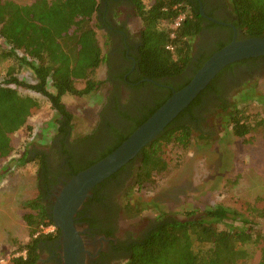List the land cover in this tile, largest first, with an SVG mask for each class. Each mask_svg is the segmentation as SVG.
Instances as JSON below:
<instances>
[{
    "label": "trees",
    "instance_id": "trees-1",
    "mask_svg": "<svg viewBox=\"0 0 264 264\" xmlns=\"http://www.w3.org/2000/svg\"><path fill=\"white\" fill-rule=\"evenodd\" d=\"M193 1L130 0L142 23L137 66L144 78L166 81L182 74L191 63V41L201 30L203 21ZM227 5L235 16L233 24L242 39L264 37V0H227ZM98 6L97 0H32L28 5L0 0V60H10L12 63L6 74L7 79L0 83V159L11 154L10 135L26 127L27 118L39 107L34 98L20 93L17 87L22 86L45 97L59 118L58 134L64 138L69 133L72 114L66 109L63 96L92 93L98 85L92 76L108 61L97 35L100 23H94ZM181 14L185 18L174 28L173 24ZM168 46L171 49H167ZM209 57L196 65L193 75ZM22 69L32 73L33 83L18 79L17 73ZM191 78L174 91L187 85ZM76 80L86 81L83 90L74 87ZM203 93L142 150L137 161H130L126 165L130 169L136 165L134 183L137 190L151 189L156 184V177L167 171L168 165L163 157L166 147L177 145L183 150L190 147L195 130L185 120V115L189 114L195 119L192 109L200 104ZM171 94L169 92L126 135H121L113 146L89 166L116 149ZM116 106L114 99V108L118 111ZM224 108L229 107L226 105ZM120 114L129 119L125 113ZM228 115L227 125L233 135L240 138L246 136L251 127L246 121L244 110L235 109ZM112 130L116 132L115 128ZM63 141L60 140L62 146ZM26 154L28 152L15 159V163L24 165L28 161ZM41 162L45 163L44 158H41ZM24 206L35 212L23 215L30 230V240L16 250L21 253L24 251L25 256L12 257L11 264H36L39 259L38 244L44 238L56 237L55 234L34 237L40 224L52 222L38 199L24 203ZM247 210L248 215H245L217 205L207 209L201 218L166 220L140 244L133 246L132 254L124 264H246L249 252L242 248L243 245L257 244L262 239L260 235L253 238L254 228L251 226L255 221L248 217H264V209L248 207ZM193 213L190 211L186 215L188 217ZM235 222L241 225L236 226ZM258 264H264V249Z\"/></svg>",
    "mask_w": 264,
    "mask_h": 264
},
{
    "label": "rangeland",
    "instance_id": "rangeland-1",
    "mask_svg": "<svg viewBox=\"0 0 264 264\" xmlns=\"http://www.w3.org/2000/svg\"><path fill=\"white\" fill-rule=\"evenodd\" d=\"M8 1L20 5L32 2ZM118 19L122 21L123 16L119 15ZM128 22L134 25L131 33L141 29L139 18H131ZM94 23L98 25L97 20ZM97 35L105 53L102 31L97 29ZM196 46L197 39L194 37L191 41V56ZM10 65V60H0V83L7 79ZM17 77L24 83L34 82L32 73L27 69L20 70ZM92 80L98 83L92 93L63 96L62 101L72 114L71 128L66 138L69 144L75 145L96 136L104 111L109 108L116 111L114 97L117 94L108 84L104 64L95 72ZM85 83L86 81L76 80L74 87L83 90ZM17 89L34 98L39 107L27 118L26 127L10 135L11 154L0 159V226L3 227L0 230V264H11L10 259L21 253L16 252L17 248L30 240V230L23 215L35 212L30 207H25L24 203L37 201L36 177L41 158L48 155V162L54 168L59 161L52 147L58 134V116L45 97L22 86ZM261 90L264 94V87ZM126 103L127 94L121 90L116 106L119 112H116L122 120L125 116L120 114L119 109ZM231 109L244 110L251 130L243 138L234 136L227 120L222 122L221 118L212 123L209 130L203 129L204 133H194L188 149L183 150L177 145L166 147L163 157L168 165L167 171L156 177V184L151 189H136V165L131 167L122 191L124 198L121 202L128 212L124 215L122 227L133 226L135 232L132 233L138 234L145 225L152 222L204 217L207 209L217 205L245 215H248V207L264 209V99H238L231 105ZM103 127L109 131L115 128L106 122ZM207 131L212 132L215 137L211 139L198 136L208 134ZM26 152H30V155L26 154L28 161L24 165H17L15 159ZM5 210L7 215L4 214ZM190 211L194 213L187 217L186 214ZM248 219L255 221L251 226L254 228L253 238L260 235L262 239L257 244H244L242 248L249 252L246 264H258L262 260L264 249V217L257 219L250 216ZM10 220L14 225L5 227ZM235 225L240 226L241 223L235 222Z\"/></svg>",
    "mask_w": 264,
    "mask_h": 264
},
{
    "label": "flooded vegetation",
    "instance_id": "flooded-vegetation-1",
    "mask_svg": "<svg viewBox=\"0 0 264 264\" xmlns=\"http://www.w3.org/2000/svg\"><path fill=\"white\" fill-rule=\"evenodd\" d=\"M193 4L197 5L203 21L201 30L195 36L197 46L192 54L191 63L179 76L157 82L144 78L137 66L141 29L131 33L134 25L130 27L131 30L127 26L129 19L138 18L133 4L130 0L98 1L95 19L100 23L98 30L102 31L107 42L105 53L108 61L104 63V67L108 74V84L117 94L114 97L117 102L121 90L127 94L128 103L121 105L119 110L121 113H127L129 119L122 120L116 111L109 108L102 114L99 132L91 139L72 145L66 140L69 133L64 138L57 134L52 145L53 151L55 150L59 157L56 168L50 165L46 155L45 163L39 162L36 177L37 199L39 198L48 216L55 194L62 184L76 174L74 171L79 172L96 161L121 135H126L137 121L155 108L169 92L173 93L175 88L192 77L196 65L219 50L223 44L232 41L233 30L236 31L235 39H242L239 30L233 24L235 16L228 7L227 0H194ZM119 15L123 16L122 21L118 19ZM209 85L201 96L200 104L192 109L195 119L189 114L185 115V120L191 123L194 133H204L203 129L209 130V126L221 118L222 122L228 120V114L233 111L230 105L235 100L264 99L261 90L264 87V56L226 66ZM226 105L229 108L225 109ZM105 122L113 125L116 132L104 128ZM207 133L202 136L211 139L215 137L212 132ZM61 139H64V146L61 145ZM28 154L30 155V152ZM129 173L130 166H126L116 176L94 187L90 197L73 217L74 228L86 252L85 264H124L130 258L133 246L140 244L158 225L166 221L149 223L138 234L132 233L135 232L133 226L122 227L124 215L128 213L121 202L124 198L122 191L125 189ZM57 231L55 238H44L38 244L39 259L36 264H64L60 234Z\"/></svg>",
    "mask_w": 264,
    "mask_h": 264
},
{
    "label": "water",
    "instance_id": "water-1",
    "mask_svg": "<svg viewBox=\"0 0 264 264\" xmlns=\"http://www.w3.org/2000/svg\"><path fill=\"white\" fill-rule=\"evenodd\" d=\"M201 14L203 15V12ZM233 31L232 41L214 52L194 73L187 85L174 91L116 149L77 172L61 185L54 196L49 218L60 234L64 264H85L86 252L74 228L73 217L90 197L92 189L120 171L130 161H137L142 150L157 139L226 66L264 56V37L236 40V31Z\"/></svg>",
    "mask_w": 264,
    "mask_h": 264
},
{
    "label": "built area",
    "instance_id": "built-area-1",
    "mask_svg": "<svg viewBox=\"0 0 264 264\" xmlns=\"http://www.w3.org/2000/svg\"><path fill=\"white\" fill-rule=\"evenodd\" d=\"M185 15L181 14L174 22L173 27L176 28L180 25V23L184 20ZM167 49H171V47H167ZM57 230V228L53 225V224H40L38 226L37 231L34 234V237L38 236V235H53L55 234V231ZM25 256L24 251L22 253H20L18 256Z\"/></svg>",
    "mask_w": 264,
    "mask_h": 264
},
{
    "label": "crops",
    "instance_id": "crops-1",
    "mask_svg": "<svg viewBox=\"0 0 264 264\" xmlns=\"http://www.w3.org/2000/svg\"><path fill=\"white\" fill-rule=\"evenodd\" d=\"M127 26L129 27L128 29H129V30H131V29H130V27H131V26H133V25H132V24H130V23L128 22V23H127ZM98 39H99V38H98ZM103 39H104V37H103ZM104 43H105V39H104ZM105 47H106V46H105ZM102 65H103V64H102ZM1 214H2V212H1ZM4 214H5V215H7V213H6V210L4 211ZM7 225H14V223H13V222H11V220H10V222H9L8 224H6V226H5V227H7ZM1 229H3V227H2V226H0V230H1ZM0 237H1V236H0Z\"/></svg>",
    "mask_w": 264,
    "mask_h": 264
},
{
    "label": "bare ground",
    "instance_id": "bare-ground-1",
    "mask_svg": "<svg viewBox=\"0 0 264 264\" xmlns=\"http://www.w3.org/2000/svg\"><path fill=\"white\" fill-rule=\"evenodd\" d=\"M39 236V235H38Z\"/></svg>",
    "mask_w": 264,
    "mask_h": 264
}]
</instances>
